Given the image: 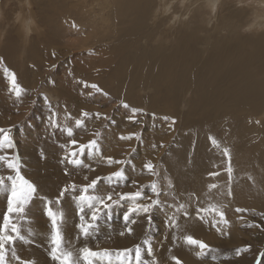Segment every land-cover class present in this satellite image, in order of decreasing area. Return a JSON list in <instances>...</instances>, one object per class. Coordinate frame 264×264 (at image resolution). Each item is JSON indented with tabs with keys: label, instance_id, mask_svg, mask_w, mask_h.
Returning a JSON list of instances; mask_svg holds the SVG:
<instances>
[{
	"label": "rangeland",
	"instance_id": "1",
	"mask_svg": "<svg viewBox=\"0 0 264 264\" xmlns=\"http://www.w3.org/2000/svg\"><path fill=\"white\" fill-rule=\"evenodd\" d=\"M213 1L154 0L155 4L146 24L133 36H127L125 31L131 26L130 20L122 21V18L113 15L118 8L113 0H0V85L7 88L6 108L0 110V127L11 128L15 141L14 149L4 150L0 154L18 153L22 175L36 184L38 193L27 206L26 214L28 209L33 212L36 208L37 213L26 216L22 227L25 232L36 234L42 231L43 226L44 234V238L26 237L25 241L18 240L15 243L16 254L22 260H34L35 264H57L49 255L52 226L50 218L44 216L47 200L55 203L54 210L59 212L62 209L69 216L72 215L70 218L74 230L64 233L63 221L62 232L64 246L73 239V244L67 248L77 255L78 249L84 246L96 247V250L105 249L106 247L99 246L104 239L115 237L121 240L129 235H121V232L104 235L103 228L126 230L123 216L132 206L131 200H123L110 212L102 214L98 223L103 229L100 234L103 235L92 244H89L87 237L77 227L80 221L74 196L78 192L66 193L56 203V198L65 185L75 183L81 186L96 177H102L104 179L98 183L94 194L106 196L112 193L113 199H118V194L142 191L144 197L137 201L139 203L149 202L148 197L157 198L151 191L152 183L157 184L162 205L153 208L150 213V224L154 230L153 233L147 231L144 240L150 241L152 251L150 255L148 253L149 258L142 256V259L151 261L154 258L158 264L157 259L162 261L157 252L162 247L159 241L169 237L168 218L174 213L177 218L181 211L186 210L190 198H181L166 182L163 161L166 149L164 153L161 149L156 157L158 160L154 161L155 175L146 174L145 167L137 169V165L139 167L148 160L147 156L152 151L155 157L156 151L161 147L159 144L164 146L159 140L154 142V138L159 134L163 135L164 131L167 132L171 122H167L166 114L156 120L153 117L155 113L147 103L136 104L137 100L153 98L155 90L140 86L133 90L123 89L118 84L119 73L115 65L124 58H143L131 65L132 71L129 74L139 72L140 80L147 82L145 60L154 59L156 50H164L165 46L174 43L187 23L203 26L200 30L202 36H213L215 27L228 21L225 13L231 8H244L230 2L237 3L238 0H218L217 4L211 5ZM192 3L195 6L203 3L206 7L205 11L199 10L201 14H195L198 17L195 19ZM250 5L254 7L252 1ZM248 13V23L246 20L241 28L242 33L255 35L264 32V22H257L255 17L249 21ZM163 18L165 19L160 22ZM234 22L240 23L237 18H234ZM79 33L81 35L78 36ZM149 33L151 36L146 37ZM5 69L15 72L18 83L25 89L21 97L17 98L10 91V81ZM93 84L98 85L107 95L96 92L91 88ZM125 103L128 108L123 107ZM132 109L140 110L135 114L134 120L129 119L133 115ZM84 111L91 115L84 118V127L77 128L75 120L83 118ZM96 113L100 114L99 118ZM54 124L59 127H54ZM65 127L73 128L72 137L63 130ZM129 135L132 136L131 139H120L121 136ZM72 139L79 144L97 139L99 154L86 151L76 157L83 161L82 165L68 163L64 160L65 154L73 150L78 152V146L70 144ZM154 145L156 149L152 147ZM104 157H113L125 163L108 165ZM120 169L124 172L123 179H106ZM258 172L260 187L263 189L264 166L258 168ZM9 174H13L12 171L0 162V175ZM43 180L50 183L43 187ZM35 200L40 201L41 207H35ZM0 202L2 214L7 207L6 195L3 193H0ZM180 204L186 205V208L176 212ZM239 217L241 221L236 224V233L231 236H213L210 239L211 242L207 244L212 251L199 257L201 264H257L258 261L264 264V211L261 212L259 206L255 209L248 208ZM249 245L251 247L248 251L241 255L236 254L237 249ZM140 246L143 254L148 252V246L144 242ZM134 258L133 252L132 261ZM7 259L9 264H20L12 256L11 246L8 248ZM113 262L118 263L116 258H113Z\"/></svg>",
	"mask_w": 264,
	"mask_h": 264
},
{
	"label": "bare ground",
	"instance_id": "2",
	"mask_svg": "<svg viewBox=\"0 0 264 264\" xmlns=\"http://www.w3.org/2000/svg\"><path fill=\"white\" fill-rule=\"evenodd\" d=\"M250 1L254 7L250 5ZM113 2L118 7L113 15L122 18V21L130 20L131 26L125 31L127 36H133L140 31L146 24L148 15L151 16L155 4L154 0ZM217 2L218 0H214L211 5ZM230 2L244 8H231L225 13L228 21L216 26L213 36L204 37L200 34L203 26L187 23L178 33L174 43L165 46L164 50H156L154 59H146L144 64L147 82L140 80L139 72L129 74L132 71L131 65L142 61L143 58H124L115 65L119 73L118 84L123 89L133 90L140 86L152 87L155 90L153 98L137 100L136 104L147 103L155 113L153 117L156 120L166 114L167 122H171L167 132L164 131L163 135L159 134L154 138V142L159 140L164 146L159 144L161 147L156 151L155 157L152 151L147 156L148 160L139 167L137 165V169L144 168L149 161L154 165L161 149L162 153L166 149L163 156L166 182L181 198H190V201H187L190 202L187 209L181 211L176 218L179 227H168L169 237L159 241L162 246L157 252L162 260L157 259L159 264H175L171 259L173 256L178 257L183 264H201L196 256L199 249L186 244L184 235L190 234L196 239L210 243L213 236H231L236 233V224L241 221L239 214L243 212H237L236 209L247 211L248 208L255 209L259 206V210L264 211V188L260 187L258 178V168L264 166V32L253 35L243 34L241 31L248 19V12L249 21L255 17L257 22H264V0ZM192 6L193 19L198 18L195 14H201L199 10L206 9L203 3L196 6L192 3ZM234 18L240 23L234 22ZM157 21L159 22L158 19ZM150 36L149 33L146 37ZM5 47L8 49V46ZM0 87L2 110L6 108L7 88L2 85ZM210 137H214L219 146L213 145ZM224 148L229 149L231 155V177L227 172L229 160L223 152ZM147 173L151 172L147 170ZM48 183L50 181L43 180L42 186L46 187ZM213 184L217 187L210 188ZM34 202L35 207H41L39 200ZM74 204L77 206L76 202ZM210 205L218 206L225 213L229 222L227 225L222 221L217 224L216 221L220 218L212 213H201L205 218H199V210ZM55 207L53 202V208ZM61 211L65 221L63 232L74 230L70 218L72 215L69 216L62 209L59 212ZM185 211L187 215H184ZM33 212L37 213V208L33 209ZM33 212L28 209L26 216ZM44 216L46 217L47 213ZM131 219L136 221L131 224V234L121 240L115 237L104 239L99 245L111 250L113 258H116L118 249L131 248L134 252L135 246L145 241L146 232L153 233L154 227L145 214H133ZM103 229L104 235L112 232L127 233L126 230L116 228ZM103 229L99 227L93 235L87 237L89 244L103 235L100 234ZM36 237L44 238L43 226L41 232L28 233L27 236ZM73 242L71 239L65 246L68 247ZM91 248L96 250V247ZM148 253H142V256L149 258Z\"/></svg>",
	"mask_w": 264,
	"mask_h": 264
},
{
	"label": "snow or ice",
	"instance_id": "3",
	"mask_svg": "<svg viewBox=\"0 0 264 264\" xmlns=\"http://www.w3.org/2000/svg\"><path fill=\"white\" fill-rule=\"evenodd\" d=\"M55 55V53H53ZM7 77L10 81V91L15 94L17 98L25 92V89L22 85L18 83L17 76L15 72H12L8 69H5ZM96 92L107 95L103 90L96 84L91 85ZM47 100V97H45ZM123 107L128 108L129 106L125 103ZM138 109H132L133 115L129 117L130 120L135 119V114L139 112ZM91 114L87 111L82 113L81 119L75 120V126L77 128H82L85 125V119L88 118ZM97 118L100 117L99 113L95 114ZM167 119V118H165ZM175 123V121H172ZM54 127H59V125L54 124ZM69 137L73 136V128L65 127L63 129ZM11 128H2L0 127V152L4 150H12L15 148V141L11 135ZM96 136H99V133H96ZM132 136H121L120 139H131ZM137 139L139 137L137 136ZM211 143L213 145L219 146L218 141L214 137H210ZM72 146H78V152L76 150L66 153L64 160H67L68 163L72 165H82L83 161L79 158H76L79 155H82L86 151L92 154H99V144L97 139H91L87 143L79 144L77 140H70ZM155 147V145H154ZM224 154L228 157L229 164L227 167V172L231 177L233 171L231 167V155L229 149H223ZM108 165L113 164H124L125 161L117 160L113 157H104ZM0 162H2L7 169L11 170L13 174L7 176L0 175V193L6 195V211L0 214V264H9L7 259L8 257V248L11 246L12 256L20 262V264H35L34 260H22L20 256L16 254L15 243L19 241H25L28 236V232H25L22 224L26 221V208L32 202L33 198L37 195L38 189L36 184H34L29 179L25 178L21 173V161L20 157L17 154L11 152H4L0 154ZM63 162V161H62ZM145 169L155 175L154 165L151 161L147 162L144 165ZM218 173H210V175H217ZM124 178L123 169L117 170L111 173L106 179L109 181H118ZM87 179V177H85ZM104 178L96 177L91 180L89 183L78 186L75 183L70 185H65L60 191L58 197L56 198V203H59L60 200L68 194H75L78 192V195L74 196V199L78 205L79 213V224L77 227L80 230V233L84 237H89L93 235L99 229V223L102 214L108 213L112 208L119 204L123 200H131L132 206L127 209L123 219L126 222V231L128 234L133 232L131 224H135L134 219H130L133 214H148L147 219L151 221L152 217L150 215L153 208L161 205V200L159 199L160 191L155 182L151 185V191L157 196L156 199L148 197L147 203H139L140 199L144 197L142 191H136L131 193H121L118 194V199H113V194L108 193L106 196L94 194L98 183ZM210 188H216L217 185L213 184L209 186ZM229 194H231L229 192ZM186 205L180 204L176 209V212L185 209ZM237 212L244 211L243 209H236ZM46 213L51 221V236L50 244L51 249L49 252L50 258L52 261L57 262V264H113V252L107 248L95 250L93 248L84 246L78 249V255L75 254L72 250L64 246V235L62 232V224L64 221V213L57 212L53 208V201H46ZM201 213H212L219 216L220 220L216 221L219 224L221 221L224 225H227L229 222L225 217V213L220 210L216 205H210L206 208H201L198 212L199 218L204 219V215ZM184 215H187V212H184ZM169 227H179L176 220L175 213L169 218ZM219 231L220 228L218 227ZM30 231V230H29ZM121 235H124L122 232ZM183 240L186 244L190 246H195L199 250L196 252L197 257H204L208 252L212 251L211 247L202 240L196 239L192 235H184ZM144 243L148 246V252L151 253L152 247L151 243L148 240H145ZM250 245L237 249L236 254L241 255L243 252H246L250 249ZM135 252V264H158V262L153 258L151 261L142 259V249L140 244H137L134 249ZM133 249L125 248L118 250L115 255L118 261V264H132L131 254ZM264 255V254H262ZM175 264H183V262L178 258L173 256L171 258ZM257 264H260L258 261Z\"/></svg>",
	"mask_w": 264,
	"mask_h": 264
}]
</instances>
